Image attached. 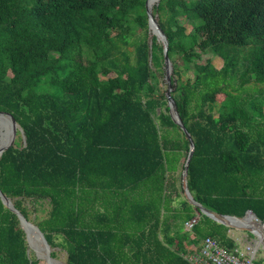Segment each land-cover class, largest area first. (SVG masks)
Returning <instances> with one entry per match:
<instances>
[{
  "label": "trees",
  "instance_id": "obj_1",
  "mask_svg": "<svg viewBox=\"0 0 264 264\" xmlns=\"http://www.w3.org/2000/svg\"><path fill=\"white\" fill-rule=\"evenodd\" d=\"M153 14L169 44L172 97L196 145L192 194L212 211L253 210L264 220V89H255L264 85V0H161ZM184 16L194 24L189 33ZM197 49L224 64L196 63L195 83L184 82L180 61L189 69L202 58ZM164 71L146 0H0V111L27 138L0 158V188L27 219L25 199L49 201L37 225L67 252V264H190L185 255L206 236L233 246L230 228L207 215L185 230L199 212L186 198L172 207L190 140L170 114ZM100 191L127 195L123 223L140 229L149 201L139 195L151 194L157 209L159 198L167 245L115 254L111 232L81 226L83 206ZM28 244L0 198V264H39Z\"/></svg>",
  "mask_w": 264,
  "mask_h": 264
},
{
  "label": "water",
  "instance_id": "obj_2",
  "mask_svg": "<svg viewBox=\"0 0 264 264\" xmlns=\"http://www.w3.org/2000/svg\"><path fill=\"white\" fill-rule=\"evenodd\" d=\"M161 0H146V9L149 17V29L150 31L157 36L159 41H162L164 44V57H165V70H166V80L169 85V90H167V98L169 101L170 114L173 120L181 127L182 131L186 134L188 139L190 140V149L189 154L185 162L184 171H183V180L182 186L184 191V196L187 201L192 204L200 214H204L217 221L220 224H223L230 229H238L243 231H249L254 233L257 237L262 238V244L264 246V234L259 225H253L248 222L249 219H257L261 220L257 214L253 210H248L246 214L242 217L234 216V215H226L221 214L215 211H212L205 206H203L200 202H198L194 195L192 194L189 188V169L194 156V151L196 148L195 142L192 139L190 132L188 131L183 119L180 116V113L177 110L176 103L172 97V74H173V63L169 56V44L167 37L161 28L159 21L155 18L153 14V7L155 4H158ZM152 44V43H151ZM18 130L22 133L24 138V143L27 145V138L24 133L23 128L17 122L15 117L7 112L0 111V139L2 138V132L6 133L7 138L5 144L2 148H0V158L8 150L11 146L14 145L15 136ZM0 198L5 205L6 208L16 213L19 217L21 227L25 230L27 235V240L29 244L36 250L37 256L39 259L45 260L47 264H62L58 259L52 256V250L50 243L48 242L44 232L41 228L27 219L23 213L16 207L15 202L12 198L7 196L0 188ZM261 224V221H260ZM43 250L44 254L39 253V249Z\"/></svg>",
  "mask_w": 264,
  "mask_h": 264
},
{
  "label": "crops",
  "instance_id": "obj_3",
  "mask_svg": "<svg viewBox=\"0 0 264 264\" xmlns=\"http://www.w3.org/2000/svg\"><path fill=\"white\" fill-rule=\"evenodd\" d=\"M178 187L180 191L183 189V186H181V189L179 184ZM182 192L184 193V191ZM139 196L143 198L145 202L149 201L144 204L142 209L143 225L141 229L137 226L123 223L125 222L124 218L126 212L124 208L120 207V202L124 201L127 195L102 191L92 193L91 198H88L87 204L83 206L85 214L83 215L81 226L90 227V229L94 231L111 232L114 238H110L112 240L110 248L115 254L120 252L119 248H122L130 256H133L137 251L136 248L139 249V247H141L142 251L147 250L150 252V250L156 248V240L162 242L166 246L165 205L161 208L160 199L155 197L153 200H158L157 205L159 209L156 208L155 204L151 207V194L142 193ZM183 198L185 199L183 194L182 197L175 198L172 207H178ZM229 233H232V230L229 229L228 236ZM229 237L233 239L232 236ZM239 238L244 239V237ZM172 248H175V246ZM149 255L151 254L149 253Z\"/></svg>",
  "mask_w": 264,
  "mask_h": 264
},
{
  "label": "rangeland",
  "instance_id": "obj_4",
  "mask_svg": "<svg viewBox=\"0 0 264 264\" xmlns=\"http://www.w3.org/2000/svg\"><path fill=\"white\" fill-rule=\"evenodd\" d=\"M180 23L182 25L186 26L188 33L191 32L194 28L193 22L186 16L180 18ZM139 32H142V31L139 30ZM150 34L152 37L153 33L151 31H150ZM129 49L134 50V47L131 46V47H129ZM197 51L202 54V58L194 57V60H193L194 62L191 64L189 69H184L185 68L184 64L182 61H180V65L182 66L181 71H183V74L181 76H182V79L184 80V82H188L187 80L191 79V82L195 83L196 63L197 64H206L207 62L210 61L215 68H221L224 64V60L221 57H219L218 55H215L214 53H212L211 51L204 52V53H202V51L200 49H197ZM55 56L57 57L58 54H55ZM160 75H161V81L163 82L162 84H164V83L166 84L165 90H169V85H168L167 80H166V70L164 71V74H160ZM255 89H256L257 93H259L260 90L264 89V85H257V87H255ZM220 108H221L220 103L214 104L213 112L215 115L218 114V111L220 110ZM15 140H16V142L20 143V145L25 144L24 138H23V135L21 132L16 134ZM188 154H189V152H187V151L183 152V155L181 157V161L179 164V168H178V171L176 173L178 184H179L180 188L182 186V180H183V171H184L183 164H185ZM182 194L184 197L183 192H182ZM24 205L28 208V210L30 212V219L29 220L31 222H33L34 224H37V222H40L43 219H45L48 216L49 211H50V204H49L48 200L33 203L31 200L25 199ZM230 230H232V233H229V236H232L233 238L244 237V239L246 241H248V243H250V242L254 243V241L257 240V236L252 232L238 230V229H230ZM56 242L57 243L61 242L60 236L56 237ZM28 245H29V247H28L29 256L40 260L39 264H47V262L45 260L39 259L37 256L36 250L30 244H28ZM53 252L56 254V257H55L56 259H58L62 264H67V257L68 256H67V252L64 249L58 248V247L53 248L52 253ZM260 255L264 258V249L260 250Z\"/></svg>",
  "mask_w": 264,
  "mask_h": 264
},
{
  "label": "built area",
  "instance_id": "obj_5",
  "mask_svg": "<svg viewBox=\"0 0 264 264\" xmlns=\"http://www.w3.org/2000/svg\"><path fill=\"white\" fill-rule=\"evenodd\" d=\"M201 214L196 215L185 222V230L193 231L199 223ZM264 234V220L255 219ZM232 239V238H231ZM233 246H225L222 242L213 237L206 236L197 245L194 252L185 255L190 264H264V258L260 255V250L264 249L262 238L257 237L254 243L242 238H233Z\"/></svg>",
  "mask_w": 264,
  "mask_h": 264
},
{
  "label": "bare ground",
  "instance_id": "obj_6",
  "mask_svg": "<svg viewBox=\"0 0 264 264\" xmlns=\"http://www.w3.org/2000/svg\"><path fill=\"white\" fill-rule=\"evenodd\" d=\"M153 1L154 0H151V2H153ZM6 138H7L6 133L2 132V138L0 139V148H2L4 146ZM248 222H250V223H252L253 225H256V226L259 225L253 219H249ZM38 251H39V253L44 254V252H43V250H41V248Z\"/></svg>",
  "mask_w": 264,
  "mask_h": 264
}]
</instances>
